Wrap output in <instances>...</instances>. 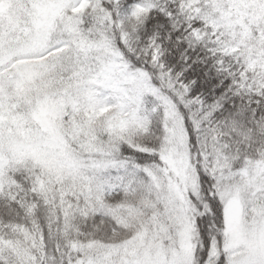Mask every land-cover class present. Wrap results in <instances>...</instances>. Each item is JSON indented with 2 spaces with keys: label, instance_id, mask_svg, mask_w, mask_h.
Returning a JSON list of instances; mask_svg holds the SVG:
<instances>
[{
  "label": "snow or ice",
  "instance_id": "snow-or-ice-1",
  "mask_svg": "<svg viewBox=\"0 0 264 264\" xmlns=\"http://www.w3.org/2000/svg\"><path fill=\"white\" fill-rule=\"evenodd\" d=\"M0 264H264V0H0Z\"/></svg>",
  "mask_w": 264,
  "mask_h": 264
}]
</instances>
